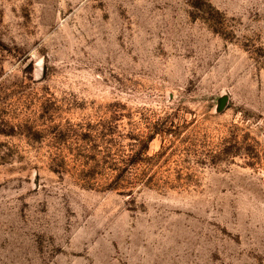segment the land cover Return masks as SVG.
I'll return each instance as SVG.
<instances>
[{
	"label": "rangeland",
	"instance_id": "374dc122",
	"mask_svg": "<svg viewBox=\"0 0 264 264\" xmlns=\"http://www.w3.org/2000/svg\"><path fill=\"white\" fill-rule=\"evenodd\" d=\"M0 264H264V0H0Z\"/></svg>",
	"mask_w": 264,
	"mask_h": 264
},
{
	"label": "trees",
	"instance_id": "16d2710c",
	"mask_svg": "<svg viewBox=\"0 0 264 264\" xmlns=\"http://www.w3.org/2000/svg\"><path fill=\"white\" fill-rule=\"evenodd\" d=\"M156 130V127H152ZM155 132V131H154ZM154 132H150L147 135L144 143H147L149 140L153 139ZM147 150V145L144 144L141 148H139L134 155L132 156V160H141L144 157L145 151ZM131 172L128 169H116L114 172V176L112 177V181L103 187L104 190L115 191L120 195H127L132 197L134 194L137 183L134 181L135 178H131Z\"/></svg>",
	"mask_w": 264,
	"mask_h": 264
}]
</instances>
